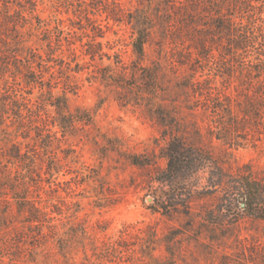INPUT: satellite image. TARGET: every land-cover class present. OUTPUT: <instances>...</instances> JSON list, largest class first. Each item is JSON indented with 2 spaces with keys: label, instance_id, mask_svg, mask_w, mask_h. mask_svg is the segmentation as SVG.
Returning <instances> with one entry per match:
<instances>
[{
  "label": "rangeland",
  "instance_id": "obj_1",
  "mask_svg": "<svg viewBox=\"0 0 264 264\" xmlns=\"http://www.w3.org/2000/svg\"><path fill=\"white\" fill-rule=\"evenodd\" d=\"M36 1L34 14L43 24L52 28L59 18L67 30V19L74 18L71 13L66 14L57 0ZM119 1L131 11L138 8L137 0ZM196 13L209 22L211 16ZM160 16L145 19L154 25L153 43L144 46L140 70H133L137 59L131 47L132 25L103 29L105 39L98 41L110 59L90 61L76 41L71 48L83 65L79 72L69 71L75 64L65 46L54 53L64 64L50 63L54 75L50 80L58 83L51 92L65 103L60 110L45 107L53 135L50 147L33 131L22 136L18 132L15 142L35 158L34 166L0 165V264H264V220L231 209L213 213L215 227H206L200 219L186 220L175 210L165 214L152 209L154 198L163 203L168 198V186L159 179L166 168L161 150L169 131L187 146L211 155L224 169L253 173L264 181V120L247 123L234 135L238 146H230L201 108V98L179 85L191 75L198 81L209 77L213 87L235 97L244 90L241 80L214 76L207 68L198 67L193 74L188 66L172 62L173 47L164 37ZM23 37L27 46L40 53L45 49L39 31ZM87 42L82 38L81 43ZM182 45L189 43L181 40L178 47ZM115 53L127 65L126 76L114 64ZM143 68L156 75L154 96L138 88L148 85ZM29 98L39 106L48 98L46 88L35 89ZM0 146L7 148L4 142ZM204 167L190 162L183 170L193 189L205 186L208 171L214 170ZM25 192L43 209L41 223L27 222L26 213L17 212V197ZM201 207L212 210L214 201L193 199V213ZM171 233L176 236L168 243ZM122 237L129 241L128 250L113 253L111 244ZM155 239L159 240L153 244Z\"/></svg>",
  "mask_w": 264,
  "mask_h": 264
},
{
  "label": "trees",
  "instance_id": "obj_2",
  "mask_svg": "<svg viewBox=\"0 0 264 264\" xmlns=\"http://www.w3.org/2000/svg\"><path fill=\"white\" fill-rule=\"evenodd\" d=\"M56 3L65 9L66 14L71 13L74 17L67 19V30H64V21L59 18H55L52 28L43 24L44 21L34 14L36 0H0V143L4 142L7 146L5 150L0 146L1 167L9 164L26 168L35 164V158L29 157L27 151L23 153L21 144L15 142L18 132H23L22 136L33 131L45 147H50L53 135L48 129L50 116L45 107L49 105L60 110L64 108L61 103H65L51 92L58 83L53 84L50 80L54 77L50 72L53 68L50 63L64 64L63 58L56 57L55 52L65 46L75 64L73 69L68 67L69 71L79 72L83 65L71 48L76 41L80 42L82 55L89 57L90 61L103 57L110 59L103 52V43L98 41L105 39L106 31L103 29H110L109 25H132L135 29L131 47L137 59L133 70H140L139 62L145 58L144 46L153 43L154 25L145 19L156 16V13L162 14L158 17L159 25L173 47L172 62L188 66L193 74L199 67L207 68L214 76L241 80L244 90L237 92L235 97L213 87L209 77L198 81L191 75L179 84L190 90L193 96L201 98V108L212 116L215 128L224 134L230 146H238L234 135L247 123L264 120V0H137L138 8L142 9L135 11L126 9L119 0H57ZM223 6L226 7L225 13ZM199 10L211 16L209 22L196 17ZM138 11L144 15L136 17ZM102 22H105L104 26ZM35 31L42 35L41 46L45 47L42 53L27 46L23 37L28 35L31 38L35 36ZM82 38H87L88 42L81 43ZM181 40H186L189 45L179 48ZM114 56V64L119 65L120 74L126 76L127 65L122 56L118 53ZM143 70L148 74V85L145 83L146 89L138 88L154 96L157 94L156 75L150 69ZM46 75L49 79L45 78ZM151 83L154 86L149 85ZM44 88L48 95L44 103L39 106L31 104L29 97L34 90ZM241 97L243 99L239 100ZM164 136L168 141L161 154L166 168L159 180L167 184L169 191L164 203L153 199L154 211L160 209L167 214L172 209L186 220L200 219L206 227H215L213 213L231 209L264 220V181L253 173L224 169L200 148L187 146L173 131L164 133ZM190 162L195 167L214 168L208 171L205 186L200 189H193L184 177L183 170ZM48 170H51L50 167ZM27 195L25 192L24 196L17 197V212L26 213L27 222L41 223V218L45 216L43 209ZM206 197L212 198L215 207L209 211L201 207L200 211L193 213V199ZM175 236L171 233L166 242L170 243ZM128 242L122 237L111 244L110 249L120 254L121 249L128 250L125 245Z\"/></svg>",
  "mask_w": 264,
  "mask_h": 264
}]
</instances>
